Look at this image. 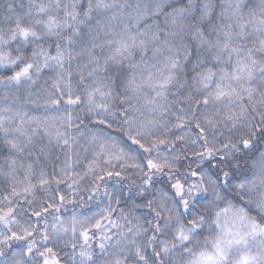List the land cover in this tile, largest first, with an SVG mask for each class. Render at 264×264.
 I'll return each instance as SVG.
<instances>
[{
  "label": "snow or ice",
  "instance_id": "1",
  "mask_svg": "<svg viewBox=\"0 0 264 264\" xmlns=\"http://www.w3.org/2000/svg\"><path fill=\"white\" fill-rule=\"evenodd\" d=\"M0 264H264V0H0Z\"/></svg>",
  "mask_w": 264,
  "mask_h": 264
}]
</instances>
